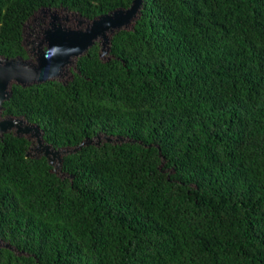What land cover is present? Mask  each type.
Returning <instances> with one entry per match:
<instances>
[{"label": "trees", "instance_id": "1", "mask_svg": "<svg viewBox=\"0 0 264 264\" xmlns=\"http://www.w3.org/2000/svg\"><path fill=\"white\" fill-rule=\"evenodd\" d=\"M132 4L0 0V63ZM56 67L0 101V264H264V0H141Z\"/></svg>", "mask_w": 264, "mask_h": 264}, {"label": "water", "instance_id": "2", "mask_svg": "<svg viewBox=\"0 0 264 264\" xmlns=\"http://www.w3.org/2000/svg\"><path fill=\"white\" fill-rule=\"evenodd\" d=\"M141 0H133V4L123 12H116L111 16H105L98 21H94L86 32L81 35L73 36L70 39H64V42H58L51 37V46L62 47V49L46 50L39 56V65L36 69H26L18 65V61H9L0 63V101L5 97V88L7 83L13 78L23 84L31 81H42L56 73L59 60L66 59L71 54H76L85 49L92 39L99 32L111 27H119L129 21L136 12ZM21 65V64H20ZM6 128V123H1Z\"/></svg>", "mask_w": 264, "mask_h": 264}]
</instances>
